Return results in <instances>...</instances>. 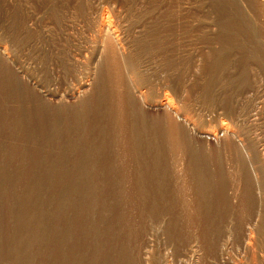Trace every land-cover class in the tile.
Here are the masks:
<instances>
[{
    "label": "rangeland",
    "instance_id": "374dc122",
    "mask_svg": "<svg viewBox=\"0 0 264 264\" xmlns=\"http://www.w3.org/2000/svg\"><path fill=\"white\" fill-rule=\"evenodd\" d=\"M225 10H231L235 19L243 17L248 21L250 37L240 42L243 46L233 43L221 55V34L225 32L219 19ZM101 17L118 29L113 58L121 70L126 64L127 72L123 69V75L128 79L134 102L165 131V161L177 169L172 172H183L181 166L186 160H180V164L178 155L190 159V153L221 156L226 165V179L213 182L208 188L212 200L219 198L226 204L214 203V214L208 219L211 224L207 226L199 215H205L206 209L194 212L199 194L193 185L191 190L184 177L176 180L170 174L165 186L161 184L165 197L154 206L151 200L140 206L133 185L123 179L121 186L127 188L114 200L118 208L107 207L103 211L110 221L120 217L127 223L118 231L124 241L121 264H257L254 256L258 251L259 260L264 261L260 232L264 214V0H0V63L49 110L76 106L93 95L112 57L105 52L107 49L101 52L97 48L94 26ZM248 48L256 50L249 52ZM80 82L82 85L78 86ZM159 99L172 104L191 123L169 109L155 107L153 104ZM221 121L233 126L235 135L219 133ZM206 129L212 135L199 133ZM183 140L191 142L195 151L183 148ZM230 143L241 151L245 163L242 175L232 169L237 160ZM41 163L36 169L39 185L35 186L39 189L35 204L39 214L46 211L51 215L65 200V189L76 183H66L64 177L50 180L44 176L50 164ZM228 169L234 171L235 177ZM108 186L105 184L102 190L111 191ZM76 200L66 212L69 217L79 206ZM36 218V228L33 222L22 224L26 227L24 230L22 226L23 235L37 229L43 219ZM45 235L37 245L36 264H52L46 253L49 240ZM85 252L89 257V251Z\"/></svg>",
    "mask_w": 264,
    "mask_h": 264
},
{
    "label": "bare ground",
    "instance_id": "6f19581e",
    "mask_svg": "<svg viewBox=\"0 0 264 264\" xmlns=\"http://www.w3.org/2000/svg\"><path fill=\"white\" fill-rule=\"evenodd\" d=\"M242 18L235 19V16L231 14V10H225L221 15L219 22L221 30L225 32L223 36L221 34L222 41L219 50L221 55L224 52L223 50L233 43L236 46V43L245 42L247 41V37H250L248 21H244L245 19ZM94 27H96L95 31L97 33V36H95L97 39H95L98 47H96L101 52L107 49L105 52H108L112 57L110 58L111 60L109 59V64L105 65L104 72L102 71V77L95 92L92 93L93 95L88 100L86 99V101L82 100L76 106L66 109L49 110L47 106L40 104L27 91L28 89L22 88L18 80L5 70L0 63V264H36L37 245L39 244L38 242L42 241L45 233L49 240L47 246L48 252L46 253L52 264H121L124 260L122 256L124 253V241L118 231L124 227L123 225L126 222L122 221L120 217H117L115 221H112L113 219L110 221L104 216L107 213H103V211L107 207L111 210L118 208L114 200H118L117 194L121 196L126 193L125 188H127L124 185L123 187L121 186V182L125 183L123 179L124 181L128 180L133 185V190L137 196L135 198L138 199L137 202L140 206L146 205H143V201L145 203V200H151V205L154 206L160 200L163 201L165 193H163L164 191L162 192V188L165 186L164 183L169 181L168 177H170V174L176 180L177 178L183 179L184 177L189 187L191 188L193 185L194 190L199 194L198 201L194 204V212L198 213V210L206 209L205 215L199 214L203 216V223L206 226L211 224V220L208 219L212 218L211 215L214 214H212L214 210L211 212L213 207H215L214 203L221 205L225 203L224 200H219V198L212 200L209 197L210 190H208L210 188L209 185L211 186L213 182H222L226 179H224V167L226 165L221 161V156H214L211 153L207 155L208 152L206 154L198 153L200 155L190 153V159H181V155H178L180 164H182L180 160H186L185 167L181 166L184 170L181 173L179 171L180 174L176 172L177 175L172 172L175 167L173 169L172 163V165L167 164L165 161L166 157H164L166 135H164L165 131L162 125L154 121V119H149L142 113L141 110L143 109L140 110L141 107L137 105V102H134L131 96L132 93L130 94L129 92L128 79L126 75H123L124 68H127L126 64L123 61L121 62L123 63L121 70L117 65V60L113 58V54H115L112 52L113 44L115 45L119 41L118 29L111 25L110 21L105 17H101ZM232 35L237 36L236 38L238 39H234ZM241 43L240 45H242ZM255 50L248 48L249 52H254ZM119 51L121 53V50ZM81 85V82L78 83V86ZM135 91L140 97L141 92L138 89ZM10 105L11 107L8 108ZM153 105L169 109L184 118L185 122L191 123L172 104L163 99H159ZM232 127L221 121L218 125V132L233 136L235 133ZM178 132L177 128L176 133L178 134ZM199 133L205 136L212 135L209 129L202 130ZM190 143L183 140V148L192 152L193 145ZM231 143L229 146H231ZM231 147L235 151L233 153L235 156H233L237 160V164L235 162V166L233 165L232 169H236L242 175L243 172L241 171L245 168V163L240 153L241 151L235 145ZM193 150L195 151V149ZM172 160L168 161L173 162ZM212 160H215V164H211ZM43 161H47V164L51 166V168L49 167L50 169L48 168V171H42L43 173L45 172V177L50 180L53 179V181L54 179L57 180L64 177L66 183H76L69 185L67 188L65 187V200L61 201L62 204H59L60 206L56 209L55 213L52 214L51 210H49L51 215H47L48 212L45 210L47 214H39L40 209L38 211L36 208L38 206L35 204L37 199L36 191L39 189V183L36 181V178H38L36 176V169H38V165H41ZM232 169L228 170H231L232 173L234 172ZM61 170H65L66 173L61 172ZM55 171L59 172L56 173ZM225 173L227 172L225 171ZM233 175L235 177V174ZM91 179L93 182H91ZM247 180H249V177ZM35 183L38 184L37 188ZM105 184L109 185L108 187L111 191L102 190V186L104 187ZM128 184L131 186L130 183ZM161 184H164V186ZM66 186L68 185L66 184ZM121 188L124 190H121ZM127 190H129V187ZM61 191L63 192V190ZM185 191L187 192V190ZM57 192L59 193V191ZM189 192L191 191L189 190ZM52 195L54 196V193ZM75 199L79 201V206L77 205L78 208H75L76 211L73 216L69 217L66 215V212ZM26 214L31 215L27 218L25 217ZM38 215L43 220L39 221L40 224H37V229L34 231L32 229V232H29V234L25 231L27 235L24 234V236L22 224L28 223L29 225L33 220L36 221L38 219L36 218L39 217ZM24 218L27 219L25 220ZM198 218L201 219L202 217ZM25 226H23L24 230ZM260 232H262L264 241V214ZM248 242L250 241L248 240ZM86 248H92V250L90 251V249ZM262 248L264 249V244ZM85 250L89 251V257L86 255ZM260 254L261 252L258 251V254L254 256V260L257 264H264L263 259L259 260Z\"/></svg>",
    "mask_w": 264,
    "mask_h": 264
}]
</instances>
